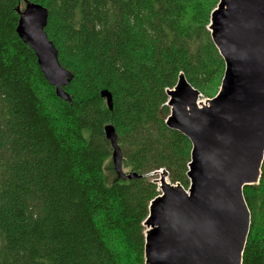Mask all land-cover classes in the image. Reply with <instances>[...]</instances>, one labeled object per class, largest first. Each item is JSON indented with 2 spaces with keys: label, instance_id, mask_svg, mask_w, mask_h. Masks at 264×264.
I'll list each match as a JSON object with an SVG mask.
<instances>
[{
  "label": "trees",
  "instance_id": "obj_1",
  "mask_svg": "<svg viewBox=\"0 0 264 264\" xmlns=\"http://www.w3.org/2000/svg\"><path fill=\"white\" fill-rule=\"evenodd\" d=\"M25 2L72 75L56 97L15 28ZM219 0H0V264H145L144 221L165 170L184 190L191 143L166 126L180 75L202 98L225 64L208 30ZM111 95L108 109L100 91ZM111 125L124 173L104 135ZM242 196L250 226L241 264H264V160Z\"/></svg>",
  "mask_w": 264,
  "mask_h": 264
},
{
  "label": "water",
  "instance_id": "obj_2",
  "mask_svg": "<svg viewBox=\"0 0 264 264\" xmlns=\"http://www.w3.org/2000/svg\"><path fill=\"white\" fill-rule=\"evenodd\" d=\"M15 28L34 53L45 81L56 97L72 75L58 61V52L44 31L48 11L25 2ZM208 30L225 70L215 97L198 106L201 94L182 75L167 90L170 112L165 123L191 143L189 187L170 184L165 170L158 177L159 195L144 221L145 264H241L250 215L242 196L245 186L259 182L264 160V0H219ZM108 109L111 95L100 91ZM117 178L124 173L121 151L111 125L104 127Z\"/></svg>",
  "mask_w": 264,
  "mask_h": 264
},
{
  "label": "rangeland",
  "instance_id": "obj_3",
  "mask_svg": "<svg viewBox=\"0 0 264 264\" xmlns=\"http://www.w3.org/2000/svg\"><path fill=\"white\" fill-rule=\"evenodd\" d=\"M205 98H200V101L198 102V104L201 106V108H203L204 106H205V104H206V102H205ZM124 172H127V169H125V170H123ZM158 177H159V175L158 176H156V175H149V177L148 178H153L152 180L153 181H158L157 179H158ZM157 183V182H156ZM145 230H149L147 227H145Z\"/></svg>",
  "mask_w": 264,
  "mask_h": 264
},
{
  "label": "bare ground",
  "instance_id": "obj_4",
  "mask_svg": "<svg viewBox=\"0 0 264 264\" xmlns=\"http://www.w3.org/2000/svg\"><path fill=\"white\" fill-rule=\"evenodd\" d=\"M199 107H201L199 104H198Z\"/></svg>",
  "mask_w": 264,
  "mask_h": 264
}]
</instances>
